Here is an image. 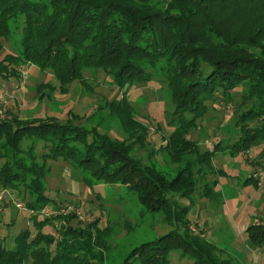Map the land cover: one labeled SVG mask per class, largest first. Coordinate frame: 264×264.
Segmentation results:
<instances>
[{
  "label": "trees",
  "instance_id": "16d2710c",
  "mask_svg": "<svg viewBox=\"0 0 264 264\" xmlns=\"http://www.w3.org/2000/svg\"><path fill=\"white\" fill-rule=\"evenodd\" d=\"M19 20L16 44L11 22ZM5 42L13 49L0 56V77H18V67L31 63L42 71L51 69L64 91L83 80L86 68L104 69L121 88L153 80L158 67L173 107L167 121L172 131L160 150L185 167L169 181L132 154V145L145 144L147 131L139 129L143 124L123 96L109 107L120 118L126 140L72 119L0 118V182L27 194L28 209L41 211L53 202L46 195L48 161L61 158L89 186L122 184L148 210L163 209L168 217L171 229L136 246L122 264H170L174 250L194 264H226L203 231L189 228L190 206L172 200L170 191L190 198L199 182L195 175L206 177L207 168L217 172V153L237 154L264 144V0H0V54ZM237 87L243 89L234 110L235 137L202 149L189 135L199 129L208 102L220 95L235 101ZM38 142L45 149L41 154ZM214 184L205 183L201 194L209 195ZM53 218L61 222L54 234L26 230L17 236L14 249L0 241V264L104 262L113 225L102 227L100 217L84 224L75 210ZM248 232L252 243L264 248V221L250 225Z\"/></svg>",
  "mask_w": 264,
  "mask_h": 264
},
{
  "label": "rangeland",
  "instance_id": "374dc122",
  "mask_svg": "<svg viewBox=\"0 0 264 264\" xmlns=\"http://www.w3.org/2000/svg\"><path fill=\"white\" fill-rule=\"evenodd\" d=\"M21 24V20L11 22L16 44L21 38ZM5 46L1 57L13 49L7 42ZM18 70V77H0V118H9L11 114L20 119L57 117L64 123L72 119L75 124L82 123L90 129L96 126L108 136L126 140L128 137H125L120 118L109 107L111 100L125 96L133 105L135 117L143 124L139 129L145 127L147 131L145 144L132 145V154L143 164L156 168L169 181L185 167L184 163L174 162L167 152L160 150L166 143L165 136L172 131L167 121L173 107L170 91L163 80L164 73L158 67L153 70V80L121 88L104 69L86 68L83 80L74 81L65 91L58 87L59 82L51 69L42 71L30 63ZM242 89H235V101H227L220 95L219 100L208 102V112L201 119L199 129L189 135L199 141L202 149H212L220 140L226 144L235 137L234 110ZM132 141L128 140L130 144ZM263 147L264 144L256 145L237 154L229 150L217 153L213 157L217 172L207 168L206 177H202V172L195 175L199 182L190 198H181L179 192L170 191L172 200L190 206L189 228L196 233L203 231L207 240L218 247V258L226 260V264H264V248L255 246L248 232L250 225L264 221ZM44 150L43 143L38 142L36 151L41 154ZM48 164L46 195L53 202L41 211L28 209L26 201L30 197L27 194H20L0 182V241L5 247L14 249L17 236L26 230L32 235L39 230L54 234L61 222L53 217L72 210L79 213L84 224L100 217L102 227L113 225L107 257L99 264H122L136 246L155 240L171 229L163 209L148 210L127 186L95 182L91 187L65 160L52 159ZM212 181H215L212 192L202 195L205 183L211 185ZM48 217L50 221L46 220L42 226L37 224ZM77 221L75 219L74 223ZM170 264H194V259L174 250Z\"/></svg>",
  "mask_w": 264,
  "mask_h": 264
},
{
  "label": "built area",
  "instance_id": "2783aa9c",
  "mask_svg": "<svg viewBox=\"0 0 264 264\" xmlns=\"http://www.w3.org/2000/svg\"><path fill=\"white\" fill-rule=\"evenodd\" d=\"M2 110H0V112H1Z\"/></svg>",
  "mask_w": 264,
  "mask_h": 264
}]
</instances>
